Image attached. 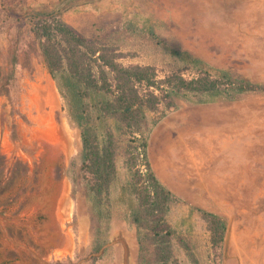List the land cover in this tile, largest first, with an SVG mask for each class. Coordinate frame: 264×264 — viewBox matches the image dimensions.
Listing matches in <instances>:
<instances>
[{
    "label": "rangeland",
    "instance_id": "obj_1",
    "mask_svg": "<svg viewBox=\"0 0 264 264\" xmlns=\"http://www.w3.org/2000/svg\"><path fill=\"white\" fill-rule=\"evenodd\" d=\"M0 0V66L15 76L0 95V264H137L136 229L115 201L112 252L93 263L91 217L81 187L79 130L42 58L34 50L30 10H63L85 35L109 32L125 64L154 65L159 77L198 72L150 35L215 68L264 83V0ZM105 28H101V24ZM103 29L102 31H98ZM2 83V82H1ZM149 153L159 178L183 202L169 220L189 240L199 264H264V93L195 104L179 99L149 113ZM120 139L119 183L127 174ZM192 152V153H190ZM191 205L227 218L223 244ZM180 264H192L182 249Z\"/></svg>",
    "mask_w": 264,
    "mask_h": 264
},
{
    "label": "trees",
    "instance_id": "obj_2",
    "mask_svg": "<svg viewBox=\"0 0 264 264\" xmlns=\"http://www.w3.org/2000/svg\"><path fill=\"white\" fill-rule=\"evenodd\" d=\"M71 6L75 0H64ZM63 10H30L34 50L42 58L65 102L67 118L80 133L81 174L73 179L81 187L91 217L93 263L112 252L110 232L115 201L124 218L135 227L137 264H180L182 249L192 264L199 259L189 240L169 220L173 206L183 199L157 175L149 153L155 123L149 113L161 103L176 106L179 99L195 104L237 100L246 93H264V83H255L224 68H215L187 50L161 38L153 28L150 35L170 54L198 72L187 79L174 72L159 77L154 65L129 63L108 41L109 32L85 35L61 18ZM105 28V24H101ZM99 29L98 31H102ZM12 66H0V95L8 92L14 79L18 51L11 54ZM2 82V83H1ZM126 138L127 174L119 183L120 139ZM209 224L210 240L220 247L227 231V218L191 205ZM58 264H68L61 263Z\"/></svg>",
    "mask_w": 264,
    "mask_h": 264
},
{
    "label": "bare ground",
    "instance_id": "obj_3",
    "mask_svg": "<svg viewBox=\"0 0 264 264\" xmlns=\"http://www.w3.org/2000/svg\"><path fill=\"white\" fill-rule=\"evenodd\" d=\"M190 153H192V152H190Z\"/></svg>",
    "mask_w": 264,
    "mask_h": 264
}]
</instances>
